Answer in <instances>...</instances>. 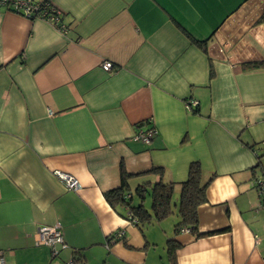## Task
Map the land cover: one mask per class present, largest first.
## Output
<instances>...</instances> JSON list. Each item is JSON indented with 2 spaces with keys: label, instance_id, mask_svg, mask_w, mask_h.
Wrapping results in <instances>:
<instances>
[{
  "label": "crops",
  "instance_id": "crops-1",
  "mask_svg": "<svg viewBox=\"0 0 264 264\" xmlns=\"http://www.w3.org/2000/svg\"><path fill=\"white\" fill-rule=\"evenodd\" d=\"M50 2L62 31L0 6L5 263L173 264L174 240L175 264H264L255 187L264 167L253 147L260 139L264 146V0ZM204 39L205 51L193 41ZM251 62L261 65L243 66ZM141 122L155 130L148 144L134 138ZM192 161L203 182L211 178L197 208L205 235L174 232L178 187L172 214L141 227L104 197L120 185L121 162L134 190L157 181L145 173L153 166L180 183ZM55 169L80 187L67 190ZM142 203L150 210L149 194ZM57 222L66 246L52 255L35 233ZM117 231L127 245L107 241Z\"/></svg>",
  "mask_w": 264,
  "mask_h": 264
},
{
  "label": "trees",
  "instance_id": "trees-1",
  "mask_svg": "<svg viewBox=\"0 0 264 264\" xmlns=\"http://www.w3.org/2000/svg\"><path fill=\"white\" fill-rule=\"evenodd\" d=\"M35 2L42 5H49V10H52V8L50 7H54L50 0H35ZM53 13L57 14L58 20H61V16L56 12V10L53 11ZM260 21H264V13L261 16ZM57 25L61 26V24H58V22ZM62 29L64 30L65 28L62 26ZM193 41L205 51L207 39H204L202 41ZM260 65V63L251 62L246 63L243 66L246 68H257ZM190 108L192 112H197L196 107L191 106ZM147 124L148 123L146 122H141L138 124L137 128H144V130L153 128L152 126H149ZM163 172L164 171L162 167H151L145 173L156 175L158 177L157 181L153 183L147 181L138 184L134 188V190H131L128 185V179L131 178L133 174L129 173L121 162L120 185L119 187L105 191L104 197L106 201L111 205V207L115 209L125 208V218L135 225L141 227L153 221H161L172 214L174 204L173 194L174 190L178 187L179 197L177 203V214L179 220L175 225L174 232L178 233L186 229L196 236L205 235L198 232L197 208L201 203H204L206 201V188L211 178H209L205 182L202 181V170L198 161H192L189 164L187 178L180 183L165 182L163 180ZM262 175H264V172L262 173ZM146 194L150 195V210H147L142 203V200L144 199ZM133 197L139 198L140 202H138L137 204H133ZM107 241L109 243L122 241L123 244L127 245V243L123 239V236L119 239H115L113 234H111L107 236ZM167 246L169 259L173 264H175L174 249L178 246V244L174 240H168ZM73 262L74 264H81L82 259L81 257H79L73 260Z\"/></svg>",
  "mask_w": 264,
  "mask_h": 264
},
{
  "label": "built area",
  "instance_id": "built-area-1",
  "mask_svg": "<svg viewBox=\"0 0 264 264\" xmlns=\"http://www.w3.org/2000/svg\"><path fill=\"white\" fill-rule=\"evenodd\" d=\"M0 6L27 17H40L47 19L53 22L55 25L58 22L57 14L53 13L55 10L57 13H59L56 8L50 7L52 10H49V5L39 4L35 2V0H0ZM58 27L61 31L63 30L62 26L58 25ZM102 68L109 70L111 68V63L108 61L104 62L102 64ZM195 104V101H191L187 104V107L190 109V107L194 106ZM154 133V128L148 130H144V128H137L134 138L148 144ZM53 174L59 179V181L67 190H76L80 187L77 178L70 173L55 169L53 170ZM255 184L261 201V207L264 209V175L257 179ZM61 229V224L58 222L54 223L53 225H43L38 227L35 233V244L48 246L51 250V254L55 255L58 252V247L63 248L66 246V243L63 240ZM182 231L187 230L185 229ZM113 236L114 238L119 239L123 236V231H117L113 233ZM0 264H6L2 250H0ZM69 264H74L73 260L70 261Z\"/></svg>",
  "mask_w": 264,
  "mask_h": 264
},
{
  "label": "rangeland",
  "instance_id": "rangeland-1",
  "mask_svg": "<svg viewBox=\"0 0 264 264\" xmlns=\"http://www.w3.org/2000/svg\"><path fill=\"white\" fill-rule=\"evenodd\" d=\"M261 140V139H260ZM258 141V142H256L254 145H253V147L255 148V147H257V148H261L260 150H259V152H260V155H261V162H262V165H263V167H264V146L262 145V142L261 141ZM257 169V171H259V168H256ZM160 249L161 248H158V251H160Z\"/></svg>",
  "mask_w": 264,
  "mask_h": 264
}]
</instances>
